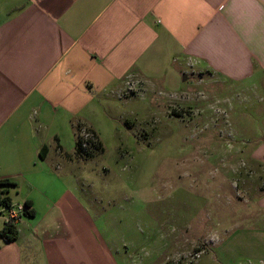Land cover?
I'll use <instances>...</instances> for the list:
<instances>
[{
  "label": "crops",
  "instance_id": "crops-1",
  "mask_svg": "<svg viewBox=\"0 0 264 264\" xmlns=\"http://www.w3.org/2000/svg\"><path fill=\"white\" fill-rule=\"evenodd\" d=\"M206 74L264 101V0H0V181L15 184L11 208L31 201L36 213L21 214L16 240L0 237V264L93 262L89 217L65 183L66 165L84 161L79 127L99 137L129 81ZM257 148L252 164L264 138ZM250 209L218 240L217 264L264 261V193Z\"/></svg>",
  "mask_w": 264,
  "mask_h": 264
},
{
  "label": "rangeland",
  "instance_id": "rangeland-1",
  "mask_svg": "<svg viewBox=\"0 0 264 264\" xmlns=\"http://www.w3.org/2000/svg\"><path fill=\"white\" fill-rule=\"evenodd\" d=\"M192 77L129 81L126 98H108L103 153L66 165L91 223L89 264H217L218 240L264 193V161L251 162L264 138L261 96Z\"/></svg>",
  "mask_w": 264,
  "mask_h": 264
},
{
  "label": "trees",
  "instance_id": "trees-1",
  "mask_svg": "<svg viewBox=\"0 0 264 264\" xmlns=\"http://www.w3.org/2000/svg\"><path fill=\"white\" fill-rule=\"evenodd\" d=\"M84 127H79L76 137V148H75V156L81 160L92 159L95 155L99 153H103L104 149L102 143L96 134L91 129L86 128L89 132L92 133L93 139L84 141L81 136L82 130ZM86 144V145H85ZM43 151H47V148L44 147ZM14 187L15 184L10 182L9 180L0 181V207L5 209H10L12 207V202L9 197H7V188ZM23 216L26 217H34L35 210L32 207L31 201H28L24 205ZM19 236V230L14 222H6L2 230L0 231V237L5 243L12 242L16 240Z\"/></svg>",
  "mask_w": 264,
  "mask_h": 264
},
{
  "label": "built area",
  "instance_id": "built-area-1",
  "mask_svg": "<svg viewBox=\"0 0 264 264\" xmlns=\"http://www.w3.org/2000/svg\"><path fill=\"white\" fill-rule=\"evenodd\" d=\"M81 136L84 139V141H88V140H92L93 139L92 133L89 132L86 128H84L82 130ZM23 211H24V206H19L17 208L9 209V216H8L7 222L16 223L19 220V217L21 216ZM262 264H264V261L262 262Z\"/></svg>",
  "mask_w": 264,
  "mask_h": 264
},
{
  "label": "water",
  "instance_id": "water-1",
  "mask_svg": "<svg viewBox=\"0 0 264 264\" xmlns=\"http://www.w3.org/2000/svg\"><path fill=\"white\" fill-rule=\"evenodd\" d=\"M186 80H187V75H184L183 81H186Z\"/></svg>",
  "mask_w": 264,
  "mask_h": 264
}]
</instances>
